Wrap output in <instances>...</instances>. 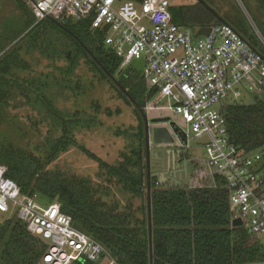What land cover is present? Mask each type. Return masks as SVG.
<instances>
[{
    "label": "trees",
    "instance_id": "16d2710c",
    "mask_svg": "<svg viewBox=\"0 0 264 264\" xmlns=\"http://www.w3.org/2000/svg\"><path fill=\"white\" fill-rule=\"evenodd\" d=\"M256 9L264 19V0H256ZM169 11L173 23L194 32L220 22L197 0L170 3ZM231 11L215 12L264 52L240 9ZM60 23L73 34L49 18L36 22L27 0H0V164L22 194L58 201L73 226L101 243L118 264H150L139 108L156 92L141 71L120 67L122 58L104 44L105 32L93 29L90 19ZM21 108L35 115L20 119L14 110ZM128 109L134 122L125 124L120 120ZM221 113L229 141L245 152H261L264 165V99L232 102ZM101 117L115 118L111 134L124 141L112 154L104 144L106 159L77 138L79 132L80 138L100 133L109 145L110 136L97 130ZM71 147L98 164L101 183L56 163ZM201 180L167 186L151 175L152 264H264L259 239L244 225L231 226L225 182ZM46 249L15 214L1 215L0 264H39Z\"/></svg>",
    "mask_w": 264,
    "mask_h": 264
},
{
    "label": "built area",
    "instance_id": "2783aa9c",
    "mask_svg": "<svg viewBox=\"0 0 264 264\" xmlns=\"http://www.w3.org/2000/svg\"><path fill=\"white\" fill-rule=\"evenodd\" d=\"M27 4L36 22L90 19L93 29L105 32L104 44L122 58L121 68L140 60L148 88L180 116L184 129L173 122L186 134L187 144L190 132L206 137L204 171L210 179L225 182L233 219L241 218L252 236L264 240L262 153L233 145L221 113L242 91L254 100L264 93L262 50L226 22L205 26L209 30L203 35L173 23L169 0H27ZM156 105L148 101L145 113ZM7 171L0 164V213L15 214L29 233L47 244L39 264H118L101 243L73 226L58 201L47 203L37 193L22 194Z\"/></svg>",
    "mask_w": 264,
    "mask_h": 264
},
{
    "label": "rangeland",
    "instance_id": "374dc122",
    "mask_svg": "<svg viewBox=\"0 0 264 264\" xmlns=\"http://www.w3.org/2000/svg\"><path fill=\"white\" fill-rule=\"evenodd\" d=\"M203 1L211 9L215 10L216 12L218 11L221 15H226V16L231 15L232 12L231 10L237 6L238 9H240L242 15L244 16L245 22L247 21V23L249 24L251 31L257 36L260 42L264 45V19L256 9V0H203ZM169 2L175 5H180V4H193L195 0H169ZM129 66L133 67L138 71L142 70V64L140 60L131 61ZM104 99H107V97L104 96ZM253 101H254L253 95L245 91H242L241 97L237 100L238 103H242V104H250ZM111 102H113V99L107 101V104L110 105ZM151 104H157V105L153 109L146 110L148 118L155 116L169 115L172 121L176 122L183 129L185 128L180 116L177 114H173L171 111L168 110L167 108L168 106L165 100L159 99V96H156L155 94L154 97L151 99ZM215 108L218 107L215 106ZM14 113L17 114L20 119H25L29 115H35V112L31 111L28 108H21L14 110ZM101 119L103 121V125L100 128H97V130L105 134H108L110 136L108 139L109 145H107V143L101 140L100 133H96L94 136H89V137L85 136L84 138H80V136H83L84 133L79 132L77 138L80 143H82L86 148L94 152L101 159H106L105 157H103L105 151L104 148H108L109 150H111V154H112L116 151V149H121L123 147L124 141L121 138L114 137L111 134L110 131L112 128L111 123L113 120H115V118L101 117ZM120 121L121 122L123 121L125 124L134 122L133 115L129 109L126 110L123 119H121ZM205 142H206V137L196 138L194 137V134L190 132L188 133V144L185 148L188 152L189 159L194 158L195 163L200 165L203 170H205V164L203 163V160L206 158ZM176 143H177V147H179L178 140H176ZM104 144L105 147L103 148ZM150 147L154 151L159 149L157 146L153 145L151 141H150ZM56 163L58 165L60 164L65 168L69 169L70 172H75L83 176L91 177L95 182L98 181L101 183V181L103 180V177L101 176L98 170V164L91 157L85 155L76 147H71L68 151L61 153L58 159L56 160ZM192 169L193 167L190 162L188 167V172L191 173ZM184 182L185 181L183 180L182 182H180V184L182 185L184 184ZM203 182L204 180L200 181V183ZM1 215L5 216L7 214L0 213V217ZM260 242L264 244V240H261Z\"/></svg>",
    "mask_w": 264,
    "mask_h": 264
},
{
    "label": "water",
    "instance_id": "95a60500",
    "mask_svg": "<svg viewBox=\"0 0 264 264\" xmlns=\"http://www.w3.org/2000/svg\"><path fill=\"white\" fill-rule=\"evenodd\" d=\"M203 4V0H197ZM205 6L214 14V16L220 20V22H225L222 17H220L213 9ZM53 23L66 30L68 33L73 34L70 30L65 28L60 22L53 18H49ZM209 30L208 27L199 29L196 34L203 35ZM105 71V70H104ZM125 93L126 91L123 90ZM127 94V93H126ZM128 95V94H127ZM257 96L255 97V99ZM260 98L264 99V93L260 94ZM133 101V100H132ZM139 112L143 119L144 124V138H145V164H146V193H147V226H148V240H149V261L152 264V218H151V187H150V177L152 174L159 173V182L165 181L166 176L172 178L171 184H179V178L184 174L186 176L187 172V158L184 157L182 168H180L178 156L183 152L186 154L185 150H179L177 147L176 140H178V146L181 148L186 147L187 139L186 134L180 129L173 121H170L169 116L163 117H150L148 118L145 111L139 108ZM150 141L153 145L158 147H166L158 149L156 151L152 150L150 147ZM175 144V145H174ZM174 145V146H173ZM170 148V149H167ZM179 178L176 179V175ZM232 227L242 226L241 218L237 217L232 219Z\"/></svg>",
    "mask_w": 264,
    "mask_h": 264
},
{
    "label": "crops",
    "instance_id": "0c3cea01",
    "mask_svg": "<svg viewBox=\"0 0 264 264\" xmlns=\"http://www.w3.org/2000/svg\"><path fill=\"white\" fill-rule=\"evenodd\" d=\"M158 147V146H157ZM159 149H164V148H166V147H158ZM186 147H178V149L179 150H185L186 151V154H183V152L178 156V158H179V164H180V168H182V163H183V159H184V157H186L187 158V172H186V176H184V174H182L181 175V178H179V175L177 174L176 175V179H178L179 178V184H180V182H182L183 180L185 181L184 182V184H182V185H185V184H187V183H193V182H199V180H201L202 178H201V175L202 176H204V178L203 179H205V178H208V179H210L209 177H207V173H206V171H204L203 169H202V167L200 166V165H198L197 163H195V161H193L194 160V158L193 159H189V155H188V152H187V150L185 149ZM167 149H170V148H167ZM190 162H191V165H192V167H193V169H192V171H191V173H189L188 172V167H189V164H190ZM153 175H155V176H159V173H156V174H153ZM165 177H166V180L165 181H162V182H159L160 184H165V185H167V186H171V185H173V184H171V182L173 181L172 180V178H170L169 176H166L165 175ZM159 178V177H158ZM210 180H212V179H210Z\"/></svg>",
    "mask_w": 264,
    "mask_h": 264
}]
</instances>
